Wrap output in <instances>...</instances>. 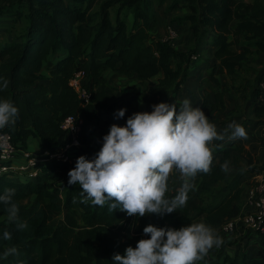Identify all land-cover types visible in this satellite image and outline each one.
I'll return each mask as SVG.
<instances>
[{"label": "trees", "instance_id": "trees-1", "mask_svg": "<svg viewBox=\"0 0 264 264\" xmlns=\"http://www.w3.org/2000/svg\"><path fill=\"white\" fill-rule=\"evenodd\" d=\"M0 2V18L25 16L27 20L20 40L0 45V100H10L19 110L16 123L5 127L12 135L17 152L27 149L32 136L41 139L42 147L58 149L63 145L59 138L65 134L62 121L67 116L77 115L83 119V126L79 134L82 147L76 152L95 158L103 144H90L85 128L93 126L99 134L105 135L115 122L127 121L134 113L141 112L134 104L138 93L126 99L120 89L107 90V69L125 76L136 73L149 89L140 95L148 103L152 104L154 97L172 104L183 93L191 63L200 62L203 53L214 55L209 79L218 85L222 83L221 76L236 75L248 67L253 54L264 53L261 0ZM161 9L167 14L178 12L167 27L172 26L179 33L183 31L182 26H187L192 33L188 45L175 44V40L179 43V35L174 41H165L151 34ZM122 13H130L132 20ZM51 56H60V59L46 72ZM79 71L85 74L83 85L91 91L89 102H84L70 85L71 78ZM254 75L246 112L255 119L245 117L241 121L245 129L251 124L256 127L264 120V105L259 100L264 68ZM3 80L8 81L6 89L2 87ZM209 97L201 104L202 110L210 103ZM215 101L221 103L224 115L227 106L222 90L216 91ZM122 108L126 109L125 115L117 119L115 113ZM225 144L227 146L214 157L211 171L198 173L192 181L197 187L195 191L189 190L186 205L178 212L163 216H128L119 208L109 211L108 204L101 207L91 201L82 203L84 197L79 184H68L67 172L73 166L57 159L39 164L42 172L33 179L15 173L2 175L0 195L8 188L15 189L14 201L28 227L18 230L15 223L7 220L6 206L0 203V264H114L113 255L124 254L129 246L135 247L143 237V229L155 219L171 220L172 228L179 229L204 217L210 227L223 228L242 215L243 188L240 185L243 179L264 169V160L255 158L245 148L243 140ZM230 147L239 154L233 155ZM225 161L236 165L238 170L230 182L221 185L226 179L221 168ZM245 164H250V168ZM178 191L175 180L170 178L166 196L174 197ZM31 194L36 196L35 202L24 205L22 200ZM194 198L200 201L195 206L192 205ZM58 211L64 213L62 224L53 223V213ZM5 230L12 233L10 241L2 238ZM261 237L264 245V235ZM250 244L251 241L246 242L247 247ZM12 246L19 254L3 257L5 249ZM215 255L224 256L215 264H223V261L245 264L250 258L239 249L231 258L223 246H214L204 258L212 262Z\"/></svg>", "mask_w": 264, "mask_h": 264}, {"label": "clouds", "instance_id": "clouds-1", "mask_svg": "<svg viewBox=\"0 0 264 264\" xmlns=\"http://www.w3.org/2000/svg\"><path fill=\"white\" fill-rule=\"evenodd\" d=\"M2 87H8L7 80L2 81ZM125 112L126 109H119L116 118H123ZM18 117L19 110L10 100H0V128L14 125ZM247 137L245 127L235 121L218 131L205 112L193 107L187 98L179 103V111L177 102H160L150 112L131 115L124 126L112 124L95 158L78 157L68 173V184H79L82 203L91 201L101 207L108 204L109 211L119 208L128 216H163L185 206L187 194L194 188V178L198 173L211 171L214 152L224 148L223 143L214 141ZM221 168L228 172L229 162L225 161ZM174 170L179 172L183 184L169 199L166 194ZM14 196L15 189L8 188L0 195V203L6 206L7 220L23 231L28 222L21 218ZM143 232L150 238L127 247L124 254L115 253L114 264H196L214 246L223 243L204 223H191L179 229L149 224ZM2 238L10 241L12 233L5 230ZM18 254L12 246L5 249L3 257Z\"/></svg>", "mask_w": 264, "mask_h": 264}, {"label": "crops", "instance_id": "crops-1", "mask_svg": "<svg viewBox=\"0 0 264 264\" xmlns=\"http://www.w3.org/2000/svg\"><path fill=\"white\" fill-rule=\"evenodd\" d=\"M246 1H249V0H246ZM261 1L264 4V0H261ZM164 11H165L164 9H161L159 11L157 21H156V23H155V25H154V27H153V29L151 31V34L155 38L162 39V40L165 38V35H166L167 31L164 30L165 32L164 31L162 32V30H160V28H161V26L163 24H165L167 22L168 15H169V14H167ZM182 28H183L182 29L183 31L182 32L180 31L179 32L180 34L178 33V35H179L178 41H181L182 39H188L190 36L192 37V33L187 30L188 29L187 26H182ZM166 30H167V27H166ZM190 39H192V38H190ZM175 44H179V43H177V41L175 40ZM261 54H264V53H261ZM58 59H60V56H54V57L51 56L49 62L47 63L48 68H47L46 72L49 70L50 67H53L55 65V63L57 62ZM209 59H210V63H208ZM213 59H214V55L212 53V56L210 58H203L202 60H200V62H192L191 63L190 68H189V72H188L187 80H186V82L183 85V93H182V95L179 97V99L177 101V111H179V103H182V101L184 99H186V98L191 101V104H192L193 107H196V106L201 107V104L199 105V103H201L200 102V97L202 95L206 94V92H207L206 90H208V91H210V90L208 88H205L204 86H202L200 81L203 80V79L204 80L205 79L206 80H210L209 79V71H210L209 70V66L212 64L211 62H212ZM262 63H264V62H262ZM262 68H264V67H261V69ZM105 75H106V77L108 79V84H109L108 87H107L108 91L116 92L118 89H120V90H122L124 92L126 99H130L131 97L135 96V94H137V93L139 94V95H136L137 97L134 99V104L139 108V110L141 112H143V111L150 112V111L153 110V106L155 104H158L160 102H165V101H162V100H158L157 98H154V97L151 98L152 102H153L152 104H150L147 101L143 100V97H140V95L144 94V93H147L149 91V89H148V87L146 85H144L138 79L136 73H134L133 75H130V76H125V75H121V74H119L117 72H114L112 70L107 69V70H105ZM197 77L199 79L198 82H196V78ZM260 95H261V90H260ZM205 109L206 108L203 109L204 112H205ZM126 122L127 121H117V122H115V124H119L121 126H124L126 124ZM216 123H217V121H216ZM253 125L254 124H251V125L248 126V128L246 129L247 133L253 132V129L254 130H259L260 129V124L256 125L257 128H254ZM216 126L219 127V126H221V124H218ZM85 130H86V132L89 135V143L93 144L94 146H97L99 143L103 144V137L109 132V131H107L105 135H101V134H99L98 131H96L93 128V126H87L85 128ZM260 133L262 134L261 130H260ZM68 139H69V135L63 134V136H61L59 138V141L61 143H65V142L68 141ZM262 139L264 140V138H262ZM242 140H243V142L245 144V148H246L245 139H242ZM225 142H227V140H225V141H214L215 144L223 143L224 144V148L227 146L225 144ZM41 148H42V141H41L40 138L33 137V136L29 138L28 143H27V150H29L30 152H37ZM231 149H234V148L232 147ZM248 150L250 152H252L250 149H248ZM219 151H221V149H217L214 152V157L218 154ZM78 152H77V159L81 155H85L84 153L82 154V153H78ZM17 155H18L17 163H21V161L23 160L22 151H18ZM85 156L88 159H90V157H88L87 155H85ZM258 157H261V156H258ZM263 160H264V157H263ZM243 163H245V162H243ZM75 165H76V163L72 165L73 168L75 167ZM245 167L250 168V164L249 165L245 164ZM68 170L70 171L71 168H69ZM69 171L67 172V177L68 178H69V176H68ZM15 175H20V174H15ZM258 175H259V173H256V174H254L252 176H247L242 181V183L244 182V184H243V198H242V215L245 212H247L249 209H253V207L249 204V192H250V190L252 188L251 186L254 184L255 178ZM170 178L175 180L176 189L177 190L182 187L183 181L181 180L180 174H179L178 171L174 170L172 175L170 176ZM242 183H241V185H242ZM196 187H197V185H194L193 191H195ZM167 198L172 199L174 197L167 196ZM35 200H36V196L31 194L30 196H28L25 199H23L22 203L24 205H26V206H29V205L33 204L35 202ZM198 203H200L198 198H194L192 200V205L193 206L197 205ZM179 209L176 210L175 212H178ZM56 213L59 214V216H60V218L57 219V220L54 219ZM192 213H193V211H192ZM194 215L195 214L193 213L192 216H194ZM77 216H78L77 218L80 219V217H81L80 213H77ZM148 216L151 217V216H153V214H148ZM241 216L239 218L235 219V221L237 222V226L235 228L238 229V230H243L242 233H243L244 237L242 236L241 238H239V240H237L236 252H235V254L233 256H230V257L231 258L235 257L236 254L238 253V249H239L241 253L247 252L249 257H250L247 260V262H245V264H264V245H263V240H262V237H261L262 235H264V232H258V231H255V230L247 229L244 226L243 227H239V224L241 223L239 221L241 219ZM198 219H196V220H198ZM63 220H64L63 211H58V212H54L53 213V223L54 224L55 223L62 224ZM196 220H193L192 223H195ZM172 222H171V220H168V219H155V220L152 221L151 224H153V225H155L157 227H172ZM212 229H214V228H212ZM214 230H217V231L220 230L219 232H223V231L225 232V230L223 228L214 229ZM225 233H227V232H225ZM228 233H230V232H228ZM146 238H150L149 235L146 236L145 234H143L142 239H146ZM247 241H251V244H250L251 246H249V247L246 246V242ZM225 252L228 253L226 251V249H225ZM215 256L217 258L216 259L213 258V260H212V262H210V264H215L217 259L224 258V256H219V255H215ZM206 262H208V261H206L205 258H204L203 260H199L196 263L197 264H205ZM222 263L223 264H230V261H223ZM239 264H244V263L242 262V263H239Z\"/></svg>", "mask_w": 264, "mask_h": 264}, {"label": "rangeland", "instance_id": "rangeland-1", "mask_svg": "<svg viewBox=\"0 0 264 264\" xmlns=\"http://www.w3.org/2000/svg\"><path fill=\"white\" fill-rule=\"evenodd\" d=\"M16 1L19 3V0H16ZM177 13L178 12H174L173 14L168 15L167 22L163 24L160 28L162 32L164 30L167 31L166 30L167 25L172 24V22L174 21L173 18L175 14ZM112 15L113 17H115L114 10L112 12ZM122 15L126 17L127 19L132 20V16L130 13H128L127 15L125 13H122ZM26 26H27V20L25 16L15 17V18L13 16L1 17L0 18V45L4 44L7 41L20 40L22 38V35L26 31L25 30ZM179 44H182L183 46L188 45L189 38L182 39L181 41H179ZM211 56H212V52L202 54V57L204 58H210ZM251 57H253L254 59L252 60L250 59L251 61L248 62V67L245 70L238 72L236 75H232V76L226 75V77L221 76L219 78V81H221L222 83L219 85L216 84V82H213L211 80L203 79L200 81L201 85L204 86L205 88H208L210 91L206 90L208 93L206 92L205 95H202L200 97L201 103H199V105L205 102L207 96H210L209 97L210 103L205 109V114L209 117L210 122L214 123L215 125L221 124V126L217 127L218 131H222L224 128L227 127L229 123L233 121L241 124V121L244 120L245 117H251L250 120L255 119L253 115L251 116L247 115L246 105L248 102V98L252 92V88L254 84L253 79L255 76L254 74L256 71L260 70L261 67H264V63H262L264 62V54H258V55L253 54ZM198 80L199 79L197 77L196 82H198ZM217 90H222L224 92V102L227 106L226 112L224 115L221 114V109H222L221 103L219 101H215V93ZM216 121L218 124L216 123ZM254 128H257V127H254ZM248 134L249 135L247 139H245L246 148L250 149L253 152L255 158L258 156H261V158L263 159L264 140L262 139V137H260L261 136L260 129L259 130L253 129V132H250ZM231 152L233 155L238 154L235 149H231ZM255 160H256L255 162H257V159ZM229 169L230 170L228 172H225L226 180L221 185H225L226 183L230 182L236 176L238 167L236 165L230 164ZM243 184L244 182L242 183L241 188H243ZM59 218H60L59 214L56 213L54 219L57 220ZM195 223H204L208 225L203 217H200L198 220L195 221ZM247 229H250V228H247ZM213 231L217 236H219L223 240V243L220 246H223L226 249V251L230 254V256H233L236 252L237 240H239V238L243 236V233H242L243 230H238L234 228V230H228V231L225 230V232L227 233H225L224 231L219 232L220 230L217 231L214 229ZM214 258L216 259L217 257L214 256ZM205 264H210V262L208 261Z\"/></svg>", "mask_w": 264, "mask_h": 264}, {"label": "built area", "instance_id": "built-area-1", "mask_svg": "<svg viewBox=\"0 0 264 264\" xmlns=\"http://www.w3.org/2000/svg\"><path fill=\"white\" fill-rule=\"evenodd\" d=\"M178 36L177 30L167 27L165 41H174ZM85 74L82 71L76 72L70 80L72 85L79 93L84 102L91 100V91L83 85ZM261 95L260 103L264 105V79L260 83ZM83 119L77 115L67 116L61 123V128L65 134L69 135L67 142L63 143L58 149L51 150L42 147L37 152H30L27 149L22 150L23 160L17 163V148L15 147L11 133L4 128H0V177L6 173L20 174L29 178H36L42 168L39 164L50 162L54 159L62 161L72 166L77 161V150L82 147L79 134L82 130ZM261 137L264 138V120L260 123ZM17 152V153H16ZM60 197L63 198L62 193ZM249 204L253 209L245 212L239 220L243 226L258 232H264V169L255 178L254 184L249 192ZM237 222L231 221L223 229L233 230Z\"/></svg>", "mask_w": 264, "mask_h": 264}]
</instances>
